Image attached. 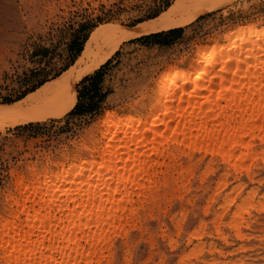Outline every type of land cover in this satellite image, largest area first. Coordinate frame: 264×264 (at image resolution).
<instances>
[{"label":"rangeland","instance_id":"rangeland-1","mask_svg":"<svg viewBox=\"0 0 264 264\" xmlns=\"http://www.w3.org/2000/svg\"><path fill=\"white\" fill-rule=\"evenodd\" d=\"M0 1L15 13L11 25L0 27V83L8 78H27L24 73L28 68L37 63L43 67L49 60L63 70L59 75L50 72L47 79L42 74L33 76L20 91L5 90L0 96V105H4L23 99L67 71L97 27H134L158 17L176 0ZM74 18L80 24L67 36L66 43L54 48ZM251 22L264 25V0H233L182 28L163 31L180 30L177 33L126 41L97 70L104 71L101 87L105 99L99 114L68 116L66 111L61 117L0 131V151L7 153V162H0V230L7 223L13 224L17 208L14 196L22 188L20 181L31 185L42 180L50 162H61L77 152L86 156L87 145L101 146L111 128L99 119L107 111L116 112L122 120L138 113L142 102H149L165 71L186 68L181 62L191 60L199 46L210 47L231 29ZM81 81L74 87L76 104L78 92L83 89ZM259 159L247 163L251 164L250 177L246 172L226 171L221 160H201V155L194 159L183 155L171 172L167 166L159 167L155 196L148 197L143 207L137 206V212L123 223L125 232L114 236L113 247L104 252L103 264H261L264 161L261 156ZM169 175L171 185L165 186L164 177ZM222 180L226 185L219 188ZM17 215L16 223H22L28 232L27 215ZM32 240L34 245L26 250L36 252L41 240L39 231H34ZM49 244L46 241L44 246ZM45 252L49 253L42 250ZM8 253L0 249V264H14Z\"/></svg>","mask_w":264,"mask_h":264},{"label":"bare ground","instance_id":"bare-ground-1","mask_svg":"<svg viewBox=\"0 0 264 264\" xmlns=\"http://www.w3.org/2000/svg\"><path fill=\"white\" fill-rule=\"evenodd\" d=\"M231 2L176 0L158 17L134 27H97L79 58L61 76L21 100L0 105V131L63 116L75 85L94 74L124 42L182 28ZM12 15L13 10L0 1V27L11 25ZM261 24L239 25L218 43L199 46L191 60L181 62L186 68L163 73L138 113L122 120L107 111L99 118L111 126L101 146L87 145L86 156L77 152L61 162H50L42 180L31 185L20 181L22 188L14 196L16 214L13 224L0 230V249L10 251L14 264H42V257L43 264H103L114 236L125 232L123 223L137 212V206L155 196L159 167L167 166L171 172L183 155L190 159L201 155V160H221L226 171L251 175L247 163L260 156L264 161ZM171 177H164L165 186L171 185ZM224 185L222 180L219 188ZM18 212L32 223L28 232L16 223ZM35 230L41 240L33 252L36 249L26 248L34 245Z\"/></svg>","mask_w":264,"mask_h":264},{"label":"trees","instance_id":"trees-1","mask_svg":"<svg viewBox=\"0 0 264 264\" xmlns=\"http://www.w3.org/2000/svg\"><path fill=\"white\" fill-rule=\"evenodd\" d=\"M180 30H171L169 32H163L159 34H152L146 36L142 39H152L159 36H168L179 32ZM104 71L99 70L92 75L86 76L80 85H83V89L78 92L79 102L76 104V88H74V95L71 97L70 106L67 108L66 114L68 116H84V115H97L101 112V104L105 99V94L102 93V83H103ZM25 96V95H24ZM23 96V97H24ZM22 97V98H23ZM21 99V98H20Z\"/></svg>","mask_w":264,"mask_h":264},{"label":"snow or ice","instance_id":"snow-or-ice-1","mask_svg":"<svg viewBox=\"0 0 264 264\" xmlns=\"http://www.w3.org/2000/svg\"><path fill=\"white\" fill-rule=\"evenodd\" d=\"M78 24H80V20L78 18H74V21L68 25V27L64 30L63 35L60 37V43L54 45L53 47L59 48L62 44L66 43L67 36ZM53 71H55L57 75H59V73L63 70L58 69L57 66L51 62V60H49V63L44 65L43 67H41L39 63H37L35 67L28 68V70L24 73V76L27 78L17 79L15 81H13L11 78H8L0 83V96H4L5 90L20 91L21 89L26 88L33 76L39 77L42 74L44 78L47 79L48 74ZM5 99H7V97H5ZM0 162H7L6 152L0 151ZM261 264H264V260L261 261Z\"/></svg>","mask_w":264,"mask_h":264}]
</instances>
